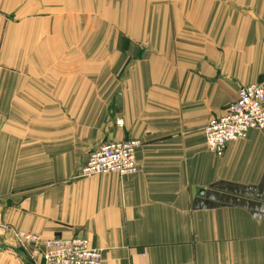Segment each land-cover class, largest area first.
I'll use <instances>...</instances> for the list:
<instances>
[{
	"label": "crops",
	"instance_id": "1",
	"mask_svg": "<svg viewBox=\"0 0 264 264\" xmlns=\"http://www.w3.org/2000/svg\"><path fill=\"white\" fill-rule=\"evenodd\" d=\"M253 83L264 0H0L4 222L103 264H264V129L205 137ZM123 139L136 174L81 175ZM0 264H36L1 227Z\"/></svg>",
	"mask_w": 264,
	"mask_h": 264
},
{
	"label": "built area",
	"instance_id": "2",
	"mask_svg": "<svg viewBox=\"0 0 264 264\" xmlns=\"http://www.w3.org/2000/svg\"><path fill=\"white\" fill-rule=\"evenodd\" d=\"M254 129H264V86L258 83L242 86L237 100L227 107L225 115L210 119L205 127L207 148L215 155L223 156L229 143L246 138ZM140 146L138 139L106 141L90 154L81 175L136 174ZM0 227L11 233L36 264H103L102 250L92 246L85 237L43 239L13 229L4 222L1 205Z\"/></svg>",
	"mask_w": 264,
	"mask_h": 264
},
{
	"label": "rangeland",
	"instance_id": "3",
	"mask_svg": "<svg viewBox=\"0 0 264 264\" xmlns=\"http://www.w3.org/2000/svg\"><path fill=\"white\" fill-rule=\"evenodd\" d=\"M18 246L20 247V250L23 252V253H25V255L27 256V258L31 261V260H33L32 258H31V256L29 255V253L23 248V247H21L19 244H18Z\"/></svg>",
	"mask_w": 264,
	"mask_h": 264
}]
</instances>
